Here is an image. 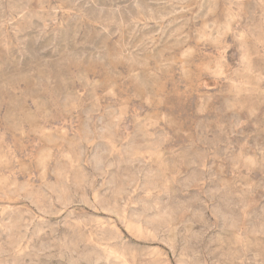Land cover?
Masks as SVG:
<instances>
[{"label": "rangeland", "instance_id": "1", "mask_svg": "<svg viewBox=\"0 0 264 264\" xmlns=\"http://www.w3.org/2000/svg\"><path fill=\"white\" fill-rule=\"evenodd\" d=\"M0 264H264V0H0Z\"/></svg>", "mask_w": 264, "mask_h": 264}]
</instances>
